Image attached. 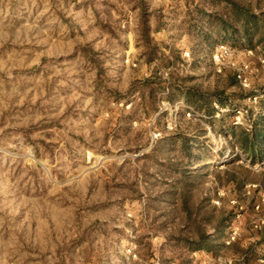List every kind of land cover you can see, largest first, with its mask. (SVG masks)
<instances>
[{
  "label": "rangeland",
  "instance_id": "rangeland-1",
  "mask_svg": "<svg viewBox=\"0 0 264 264\" xmlns=\"http://www.w3.org/2000/svg\"><path fill=\"white\" fill-rule=\"evenodd\" d=\"M0 264H264V0H0Z\"/></svg>",
  "mask_w": 264,
  "mask_h": 264
},
{
  "label": "built area",
  "instance_id": "built-area-1",
  "mask_svg": "<svg viewBox=\"0 0 264 264\" xmlns=\"http://www.w3.org/2000/svg\"><path fill=\"white\" fill-rule=\"evenodd\" d=\"M225 51H226V50H225ZM186 115L189 117V116H190V113L188 112Z\"/></svg>",
  "mask_w": 264,
  "mask_h": 264
},
{
  "label": "trees",
  "instance_id": "trees-1",
  "mask_svg": "<svg viewBox=\"0 0 264 264\" xmlns=\"http://www.w3.org/2000/svg\"><path fill=\"white\" fill-rule=\"evenodd\" d=\"M200 239H203L204 238V235H202L201 237H199Z\"/></svg>",
  "mask_w": 264,
  "mask_h": 264
}]
</instances>
